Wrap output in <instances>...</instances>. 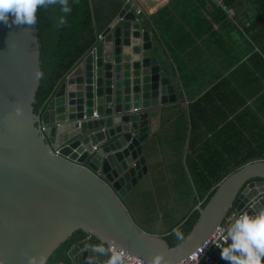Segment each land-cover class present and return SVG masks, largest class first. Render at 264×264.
<instances>
[{"label":"water","instance_id":"obj_1","mask_svg":"<svg viewBox=\"0 0 264 264\" xmlns=\"http://www.w3.org/2000/svg\"><path fill=\"white\" fill-rule=\"evenodd\" d=\"M38 35L37 10L31 26L0 24V264H47L77 231L88 237L70 249L72 264L108 259L111 245L149 264H176L226 220L264 209V159H257L228 174L204 207L193 206L165 232L134 222L123 199L148 173L144 145L156 129L150 121L178 102L148 26L125 2L78 74L36 113ZM194 210L190 233L170 246L164 237ZM210 260L229 264L217 249Z\"/></svg>","mask_w":264,"mask_h":264},{"label":"trees","instance_id":"obj_2","mask_svg":"<svg viewBox=\"0 0 264 264\" xmlns=\"http://www.w3.org/2000/svg\"><path fill=\"white\" fill-rule=\"evenodd\" d=\"M222 1L227 8H249L244 13L245 23L248 22L249 26H244L242 53L243 56H250V62L258 59L264 67V0ZM207 3L216 5L212 0H169L151 16L154 29L162 37L170 31L175 33L180 41L174 44L177 47L196 49L194 40L210 32L209 22L201 11ZM68 4L71 11L67 14L60 11L58 4L37 8L42 75L34 103L36 113L53 98L58 87L94 48L99 34L123 5L121 0H68ZM61 15L65 17V23L58 26L57 20ZM189 37L192 38L190 42ZM185 39L186 42L182 43ZM221 47L225 53H236V44H223ZM205 98L190 107L192 138L189 147L195 150V156L182 155L188 129L185 114L179 115L174 134L170 131L164 136L160 132L145 144L150 174L145 187L139 184L123 202L134 222L148 231L172 228L198 201L199 206L204 207L221 180L258 157L252 154L229 157L210 155L217 143L210 140L196 147L193 110ZM158 148L166 151L161 162L151 160L153 156L156 157ZM131 202L137 205L133 206ZM134 212L142 215L143 220H137ZM198 217V211H192L183 223L164 237L167 243L170 246L178 245L182 240H177L175 231H181L185 238ZM87 237L82 231L75 232L55 251L47 264H72L70 249Z\"/></svg>","mask_w":264,"mask_h":264},{"label":"crops","instance_id":"obj_3","mask_svg":"<svg viewBox=\"0 0 264 264\" xmlns=\"http://www.w3.org/2000/svg\"><path fill=\"white\" fill-rule=\"evenodd\" d=\"M121 1L122 4L126 2ZM131 1L135 8L139 5L142 9L141 18L156 42L161 67L178 92L177 104L164 107L151 119L149 128L156 129L148 140L160 132H163L164 136L170 131L174 134L179 115L185 114L188 129L182 155L195 156V150L189 147L192 138L190 107L206 97L204 102L193 110L196 147L210 140L218 143L214 144L210 155L229 157L252 154L258 156L257 159H264V67L258 59L250 62V56H243L242 53L244 26H249L248 22L245 23L244 13L249 8H227L222 0H212L215 6L207 3L201 11L209 22L210 32L207 31L203 37L194 40L196 49H189L174 45L180 41L172 31L162 37L154 29L151 16L169 0H152V5L143 0ZM191 40L189 37L188 42ZM223 44H236V53L223 52ZM76 69L72 73L78 74ZM163 149L158 148L156 157L153 156L151 160L161 162L166 152ZM145 156L148 173L138 183L144 187L150 174V160L146 151ZM130 193L124 197V201ZM131 205L137 204L131 202ZM195 205L199 206L200 202ZM142 227L146 228L143 225ZM166 230L154 233H163Z\"/></svg>","mask_w":264,"mask_h":264},{"label":"clouds","instance_id":"obj_4","mask_svg":"<svg viewBox=\"0 0 264 264\" xmlns=\"http://www.w3.org/2000/svg\"><path fill=\"white\" fill-rule=\"evenodd\" d=\"M59 5L62 13H69L71 8L68 0H0V24L28 25L36 23L38 7ZM11 18V19H10ZM65 23L61 15L58 26ZM177 240H183L181 231H175ZM221 239L217 243L220 248V257L229 264H264V209L248 214L241 212L234 215L231 222L223 230ZM110 264H117L113 259Z\"/></svg>","mask_w":264,"mask_h":264},{"label":"built area","instance_id":"obj_5","mask_svg":"<svg viewBox=\"0 0 264 264\" xmlns=\"http://www.w3.org/2000/svg\"><path fill=\"white\" fill-rule=\"evenodd\" d=\"M126 2H131V0H126ZM137 12L141 15L142 9L139 5L136 7ZM101 39L99 34L98 41ZM72 74V73H71ZM70 74V75H71ZM69 75V76H70ZM68 76V77H69ZM67 77V78H68ZM133 112H138V110H133ZM95 117L96 114L94 115ZM41 132L45 130L44 126H39ZM251 205H249V208ZM232 219L226 220L224 224L219 226L214 233L205 241L200 247H198L191 255H189L185 260H182L176 264H211L210 254L213 250H220L219 247L216 246L217 243H223L221 236L223 230L227 227V225L231 222ZM106 253L109 256L108 259H105L97 264H110V261L115 259L117 264H149L146 263L143 259L130 256V254H124L125 251L123 249L119 250L115 248L113 245L107 246Z\"/></svg>","mask_w":264,"mask_h":264},{"label":"rangeland","instance_id":"obj_6","mask_svg":"<svg viewBox=\"0 0 264 264\" xmlns=\"http://www.w3.org/2000/svg\"><path fill=\"white\" fill-rule=\"evenodd\" d=\"M134 216H135V218H136L137 220H139V221L143 220L142 215H140V214H138V213H136V212H134Z\"/></svg>","mask_w":264,"mask_h":264}]
</instances>
